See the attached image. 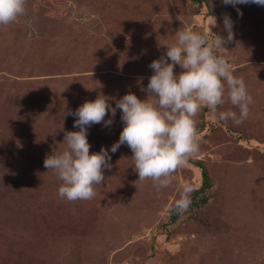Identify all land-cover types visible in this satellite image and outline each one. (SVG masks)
Instances as JSON below:
<instances>
[{"label": "rangeland", "instance_id": "1", "mask_svg": "<svg viewBox=\"0 0 264 264\" xmlns=\"http://www.w3.org/2000/svg\"><path fill=\"white\" fill-rule=\"evenodd\" d=\"M26 8L0 25V264H264V6L27 0ZM225 14L234 40L217 54L243 77L254 100L249 117L223 123L204 108L198 154L158 193L138 180L129 147L110 151L124 127L117 109L111 126L87 130L90 153L103 147L111 155L96 196L61 199L62 181L44 159L65 150V132L79 130L69 111L100 94L113 107L129 92L145 99L148 65L166 53L162 44L185 29L226 36ZM228 108L238 112L230 103L221 110ZM196 160L210 179L199 193ZM186 182L202 203L172 219Z\"/></svg>", "mask_w": 264, "mask_h": 264}, {"label": "clouds", "instance_id": "2", "mask_svg": "<svg viewBox=\"0 0 264 264\" xmlns=\"http://www.w3.org/2000/svg\"><path fill=\"white\" fill-rule=\"evenodd\" d=\"M222 3L234 7L249 3L264 6V0H222ZM26 5L27 0H0V25L16 22L26 14ZM210 25L217 26L214 16ZM223 30L227 35L215 34L214 39L209 38V32L179 30L174 43L162 44L166 53L148 65L153 74L142 89L147 94L145 99L129 92L113 107L100 94L69 111V115L76 117L74 127L79 130L65 132V150L44 159L45 168L62 181L58 189L61 199L75 202L96 196V186L105 181L104 170L112 167L111 155L103 147L90 153L87 130L95 124L111 126L117 109L121 111L124 127L110 151L115 153L121 145L129 147L138 180H151L158 193L169 188L176 171L187 167L198 154L201 137L196 118L204 108L223 123L232 121L239 125L249 117L254 100L243 77L234 75L228 60L217 54V49H226L224 45L234 40L233 21L227 14L223 17ZM176 65L182 69L178 75L174 73ZM226 103L238 112L232 108L221 110ZM196 190L194 184L184 183L170 211L185 213Z\"/></svg>", "mask_w": 264, "mask_h": 264}, {"label": "trees", "instance_id": "3", "mask_svg": "<svg viewBox=\"0 0 264 264\" xmlns=\"http://www.w3.org/2000/svg\"><path fill=\"white\" fill-rule=\"evenodd\" d=\"M195 1H197L198 3L207 2V0H195ZM194 164L201 169L202 185H201L199 191L196 192V193H199L200 191H202L203 189H205L210 184V179H209V175H208V170H207L206 166H204V164L202 163L201 160L194 161ZM197 195L198 194H196V196ZM196 196L191 199L193 205H198V204L202 203V202H199L198 203L196 201ZM201 200H202V198H201ZM202 201H205V200H202ZM175 217H176V213L173 212L172 213V219H175Z\"/></svg>", "mask_w": 264, "mask_h": 264}]
</instances>
